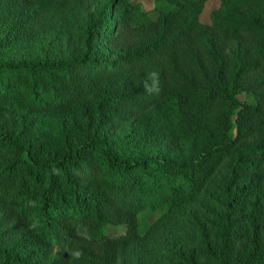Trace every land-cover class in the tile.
<instances>
[{"label":"trees","instance_id":"16d2710c","mask_svg":"<svg viewBox=\"0 0 264 264\" xmlns=\"http://www.w3.org/2000/svg\"><path fill=\"white\" fill-rule=\"evenodd\" d=\"M88 1L0 0V264H264V0Z\"/></svg>","mask_w":264,"mask_h":264},{"label":"rangeland","instance_id":"374dc122","mask_svg":"<svg viewBox=\"0 0 264 264\" xmlns=\"http://www.w3.org/2000/svg\"><path fill=\"white\" fill-rule=\"evenodd\" d=\"M108 0H89L82 12L78 13L81 23H86L90 17H92L98 9ZM136 2H141L144 5L145 10L149 13L150 17L155 20L157 15L154 12V2L153 0H134ZM221 6L220 0H208L204 13L202 14L200 20L205 25H210V15L212 12L218 10ZM68 11L64 10L61 12H51L46 15L42 20V26H46L48 29H56L60 26H63L64 29L67 27V15ZM60 29V28H59ZM58 29V30H59ZM61 30V29H60ZM239 100L254 104V100L244 94L239 96ZM94 111H91L92 119L94 116ZM94 120V119H93ZM96 123V121H95ZM125 129V126H115L107 125L106 130L110 131L114 136L121 134L122 130ZM82 131L86 133L89 137L96 136V133H100L96 130V125L89 119H86L85 126L82 128ZM123 134V133H122ZM138 136V131L134 132ZM115 138V137H114ZM137 140V139H136ZM170 212H174L173 207L168 205L167 207L160 209L158 211H147L139 216V232L143 240H146V243L154 245L155 242L159 239L162 230L164 231L166 218L169 216ZM107 235L111 238H116L118 236L124 235L125 229L123 227L111 226L107 228Z\"/></svg>","mask_w":264,"mask_h":264},{"label":"clouds","instance_id":"9594fccd","mask_svg":"<svg viewBox=\"0 0 264 264\" xmlns=\"http://www.w3.org/2000/svg\"><path fill=\"white\" fill-rule=\"evenodd\" d=\"M151 76H152L155 80H157V82H158V73L153 72V73H151ZM149 91H150V92L155 91L156 93H158V92H159V88L156 87L155 89H149ZM72 255H74L75 257L79 258V257L82 255V252L77 251V252H75V253H72Z\"/></svg>","mask_w":264,"mask_h":264}]
</instances>
